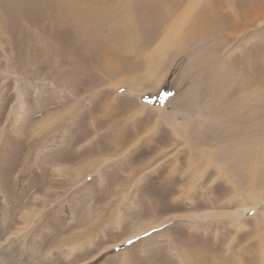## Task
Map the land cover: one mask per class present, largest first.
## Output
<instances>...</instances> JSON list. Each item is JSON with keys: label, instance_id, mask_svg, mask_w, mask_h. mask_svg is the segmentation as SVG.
<instances>
[{"label": "rangeland", "instance_id": "obj_1", "mask_svg": "<svg viewBox=\"0 0 264 264\" xmlns=\"http://www.w3.org/2000/svg\"><path fill=\"white\" fill-rule=\"evenodd\" d=\"M0 264H264V0H0Z\"/></svg>", "mask_w": 264, "mask_h": 264}, {"label": "bare ground", "instance_id": "obj_2", "mask_svg": "<svg viewBox=\"0 0 264 264\" xmlns=\"http://www.w3.org/2000/svg\"><path fill=\"white\" fill-rule=\"evenodd\" d=\"M245 1V0H244ZM248 1V0H247ZM240 3V2H239ZM247 4V3H246ZM259 6V5H258ZM251 7H253V6H251ZM236 9V8H235ZM246 11V10H245ZM253 11V10H252ZM254 12V11H253ZM100 13V12H99ZM245 14V13H244ZM245 16V15H244ZM248 17V16H247ZM215 18V17H214ZM257 18V17H256ZM205 20V19H204ZM220 20V19H219ZM201 22V21H200ZM218 22V21H217ZM221 22V21H220ZM201 23H203V22H201ZM211 22H209L208 23V25L210 24ZM213 24V23H212ZM211 25V24H210ZM200 26H201V24H200ZM199 26V27H200ZM204 26V25H203ZM214 26V25H213ZM199 27H197V28H199ZM223 27V26H222ZM224 27H226V26H224ZM231 27V26H230ZM217 28V27H216ZM233 28H235L234 27V25H233ZM211 29V28H210ZM223 29V28H222ZM198 30V29H197ZM196 30V31H197ZM214 30V29H213ZM213 30H212V32H213ZM215 31V30H214ZM216 31H217V29H216ZM224 31V30H223ZM208 32V31H207ZM204 34H205V32H203ZM209 33H211V32H209ZM208 33V34H209ZM218 33V32H217ZM212 34H214L215 35V33H212ZM93 165V164H92ZM83 170V169H82ZM84 171V170H83ZM77 174L75 175V176H77V177H79V173L78 172H76ZM249 210H251V208H244V209H242L240 212H237L235 215L237 216V217H241L242 215H244L245 213H247ZM139 234V233H138ZM137 235V234H136ZM135 236V235H134Z\"/></svg>", "mask_w": 264, "mask_h": 264}]
</instances>
